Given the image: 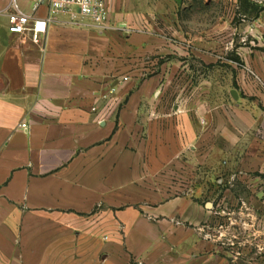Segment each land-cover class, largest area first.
Listing matches in <instances>:
<instances>
[{"label":"crops","instance_id":"crops-1","mask_svg":"<svg viewBox=\"0 0 264 264\" xmlns=\"http://www.w3.org/2000/svg\"><path fill=\"white\" fill-rule=\"evenodd\" d=\"M222 3L108 0L34 45L0 0V264L264 258V7Z\"/></svg>","mask_w":264,"mask_h":264},{"label":"built area","instance_id":"built-area-1","mask_svg":"<svg viewBox=\"0 0 264 264\" xmlns=\"http://www.w3.org/2000/svg\"><path fill=\"white\" fill-rule=\"evenodd\" d=\"M257 1L264 3V0ZM42 6L48 9L47 18L35 15ZM60 14H69L72 24H77L82 18L90 20L101 31L114 28L110 23L108 0H34L33 14L24 13L17 0H10L8 31L19 38L20 44L38 45L47 35L49 24ZM201 123L204 124V120ZM21 128L27 131L28 125L22 124Z\"/></svg>","mask_w":264,"mask_h":264},{"label":"rangeland","instance_id":"rangeland-1","mask_svg":"<svg viewBox=\"0 0 264 264\" xmlns=\"http://www.w3.org/2000/svg\"><path fill=\"white\" fill-rule=\"evenodd\" d=\"M221 2L223 1V3H222V7H223V11H225V5H224V1L225 0H220ZM250 0H240V2H241V14H251L252 13V11H253V9H251V8H249L248 7V5H246V3L247 2H249ZM263 7H264V3L263 4H261ZM211 11H212V9H211ZM238 16V15H237ZM217 74L216 73H214L213 72V68H210V76L211 77H214V76H216ZM257 245L258 246H260L261 245V242H260V240H258V243H257ZM246 261H248V259H245ZM244 264H248V262H246V263H244ZM257 264H264V258L263 259H258V262H257Z\"/></svg>","mask_w":264,"mask_h":264},{"label":"water","instance_id":"water-1","mask_svg":"<svg viewBox=\"0 0 264 264\" xmlns=\"http://www.w3.org/2000/svg\"><path fill=\"white\" fill-rule=\"evenodd\" d=\"M232 94H234V95H235V94H236V92H235V91H233V93H232Z\"/></svg>","mask_w":264,"mask_h":264}]
</instances>
